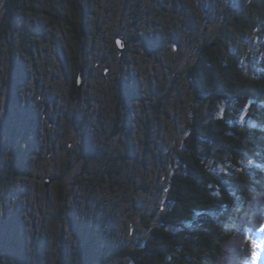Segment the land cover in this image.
<instances>
[{"label": "rangeland", "instance_id": "rangeland-1", "mask_svg": "<svg viewBox=\"0 0 264 264\" xmlns=\"http://www.w3.org/2000/svg\"><path fill=\"white\" fill-rule=\"evenodd\" d=\"M220 1L92 0L88 9L91 33L79 47L71 31H59L58 27L54 28L49 21L30 11L18 15V45L26 33H44L46 38L38 40L36 48H31L32 52L35 51V59L23 56L21 48L18 49L13 67L18 77L13 76V83L18 82L21 86L13 85L12 90L5 86L9 84L11 75L7 68L4 77L0 78V117L5 119L6 112L10 114L9 120L14 128L17 127V134L20 133L19 137H23L24 141L28 139L25 146L30 147L25 156L28 165L26 175L13 182L9 189L12 195L6 206L0 207V264H58L59 245L66 244L68 254L73 255L83 246V238L91 236L92 232L100 233V241L104 243L97 251L93 264H98L100 259L106 260L104 264H132L128 259L112 256L123 246L135 245L137 236H147L148 231L140 214H158L156 211L164 201V197L156 196L152 189L140 191L138 186L147 181L156 186L161 183L164 187V177L169 176L168 166L164 169L161 161L144 152V133L149 122L152 133L148 146L155 148L159 156L183 142L193 100L192 85L185 76V69L195 59L197 42L218 38L225 29V36L232 35L234 39L228 46L237 50L243 69L251 75L260 73L263 54L259 51L264 44V14L258 18L254 11L250 12L254 21L260 24H253L252 30L227 29L223 24L232 12L229 1H224L218 12L206 7L207 3L217 4ZM251 1L243 0V3ZM2 2L4 0H0ZM158 5L165 6L169 11L155 17ZM26 7L32 8L30 4ZM144 33L155 50L146 42L142 45L130 38L138 34L144 36ZM121 35L130 38L129 42L127 40V51L122 56L115 44L116 38ZM156 36L161 41L158 47L154 40ZM175 46L179 47L176 51ZM61 49L64 52L62 61L58 56ZM84 63L86 69H81L85 76L82 96L75 103L70 92L79 73L77 66ZM64 66L67 68L65 74L62 73ZM174 78H179L178 87L171 99L163 102V94L170 89ZM134 94L138 100L130 102L128 98ZM9 96L17 99L16 102L10 103ZM124 99H128L124 117L133 118L136 123L132 134L121 138L127 143L134 141L133 161L122 164L127 169V177L120 176L122 187L113 191L108 183L102 188L90 183L77 185L76 179L84 172L85 164V160L77 155L81 149L80 142L84 140L83 133L87 131L79 128L81 121L86 118L89 130L94 131L92 141L99 155L111 150V147H118L117 138L105 140L103 126L99 124L105 123L109 131L117 105ZM47 102L49 106L44 112L43 106ZM157 109L161 110L157 112ZM75 113L78 118L74 122ZM33 120H37L35 128L38 136L35 139L27 135L35 132L31 124ZM106 135L109 136V133ZM19 140L16 139V146ZM102 143H107L106 147ZM122 149L121 153L114 155L118 158L115 163L124 156L126 159V149ZM104 162L106 164L102 165L94 161L90 167L105 170L104 164L106 167L108 162ZM52 176H60L61 183L54 181L49 188H45V179ZM131 178L133 180L130 181ZM63 195L66 201L59 200ZM263 199L264 192L254 200L245 219V232L241 234L244 244L249 243L253 227L261 220L264 205L261 207L259 201ZM112 215L115 216L114 223L110 220ZM259 226L258 229L264 226V218ZM262 233L263 230L255 236L259 241L251 264H264ZM237 240L232 246L234 250L238 249ZM13 243L15 245L12 246Z\"/></svg>", "mask_w": 264, "mask_h": 264}, {"label": "trees", "instance_id": "trees-1", "mask_svg": "<svg viewBox=\"0 0 264 264\" xmlns=\"http://www.w3.org/2000/svg\"><path fill=\"white\" fill-rule=\"evenodd\" d=\"M91 1L4 0L0 3L2 4L0 78L4 77L6 68L11 71L9 84L5 85L9 90L13 89V85L21 86L18 82L13 83V76H16L13 67L16 65L18 49L21 48L20 53L23 56L35 59V51L32 50L36 48L38 40L42 41L46 38L44 33H26L22 37V43L18 45L16 43L18 15L30 11L35 16L39 15L49 21L54 28L58 27L59 31L61 29L65 32L71 31L79 47L88 40L91 33L88 10ZM224 1H229L232 11L229 18L224 21V28L243 31L252 30L253 24L260 26L259 22L254 21L252 13L254 11L258 18L264 14V0H252L245 5L243 0H222L217 4L207 3L206 7H212L218 12ZM29 4L31 9L26 7ZM157 7L161 9L154 11L155 17L161 16V13L168 10L165 6ZM205 9L208 11L207 8ZM222 32L218 38L197 42L195 59L185 69V76L192 85L193 100L190 106L189 127L183 142L174 145L159 156L155 148L148 146L152 133L148 122L147 132L144 133V152H149L153 158L158 159V162L161 161L164 169L168 166L169 176L164 177V187L161 183L156 186L146 181L138 186V190L152 189L156 196L164 197V201L156 211L158 214H140L143 226L148 231L147 236H137L134 239L135 245L121 247L112 257L128 259L132 264H251L252 262L256 243L259 241L255 236L262 230L264 232V226L258 229L264 218V211L261 212L260 222L253 227L249 243L242 242L241 234L245 232L243 228L246 227L245 219L249 215L251 205L264 192V44L259 51L263 54V62L259 65L260 73L251 75L240 65L241 60L237 50L228 46L229 42L234 40L232 35L225 36V29ZM143 35H133L130 38L132 41L138 40L142 45L146 42L147 46L154 47L155 50L147 34ZM121 36L130 41L129 36ZM154 40L157 42L156 46H160L161 41L157 36ZM175 47L176 50L179 48ZM63 55L61 49V52H58L61 61ZM123 58L126 59L125 56ZM77 68L80 73L82 68L86 69V64H80ZM66 69L64 66L63 74L66 73ZM79 73L74 78L70 92V97L75 103L82 96V89L80 90L77 85ZM178 83L179 78H174L170 89L163 94V102L171 99ZM123 89H126L125 86ZM120 92L123 93L121 89ZM8 99L10 103H15L17 100L12 96ZM128 99L130 102L138 100L136 94ZM128 99L120 101L117 105V113L111 120L109 131L105 128V123L99 124L103 126L105 140L118 139V147H111V150H106L104 154L99 155V150L95 149L92 141L95 134L94 131L89 130L90 125L86 122V118L81 121L79 128L87 131L83 133L84 140L80 142L81 149L77 155L82 161L85 160V164L84 172L76 179L77 185L90 183L102 188L108 183L113 191L122 187L123 181L120 176L127 177L125 176L127 169L122 164L132 162L134 154V141L129 140L127 143L121 140L125 138L124 135L128 137L127 134H132L136 123L135 119L124 117ZM47 103L49 106V102ZM160 110L157 109V112ZM4 118L0 117V207L6 206L8 198L12 195L9 189L13 182L19 176L26 175L28 165L25 156L30 152V147L25 146L29 140L24 141L23 137H19L17 127L14 128L13 122L9 120L10 114L6 112ZM77 118L78 114L75 113L73 121L75 122ZM36 123L37 120L31 123L35 132H29L27 134L29 138L35 139L38 136ZM107 132L109 136L106 135ZM17 138H20L18 146H16ZM106 145L107 143H102L103 147ZM122 148L126 149V159L124 156L119 160L117 163L121 165L118 166L119 164L115 163L118 158L114 155L121 153ZM94 161L95 164L107 161L106 167V163L104 164L106 169L101 170L98 167L93 170L90 166L94 165ZM47 178L55 183H61L60 176ZM65 197L63 195L59 200L66 201ZM259 202L263 207L264 199ZM64 214L65 211L62 212V215ZM110 217L111 222L114 223L115 216ZM62 220L64 221L65 218ZM100 237V233L93 232L91 236L84 237L83 246L73 255L68 254L66 244L59 245L58 264H93L97 251L104 245ZM236 239L239 241L238 249L234 250L232 246ZM104 263H106L105 259L98 260V264Z\"/></svg>", "mask_w": 264, "mask_h": 264}, {"label": "water", "instance_id": "water-1", "mask_svg": "<svg viewBox=\"0 0 264 264\" xmlns=\"http://www.w3.org/2000/svg\"><path fill=\"white\" fill-rule=\"evenodd\" d=\"M116 46L119 47V51L121 53V56L123 55V53L125 52L126 48H127V39L124 37H117L116 38V42H115ZM174 50H176V47L174 48ZM108 71V70H107ZM80 77H78V87L81 90L82 86H83V78H84V70L80 71ZM47 106L48 104L45 103L43 106V111L46 112L47 110ZM53 180L50 178H46L44 181V186L45 188H49L50 185L52 184Z\"/></svg>", "mask_w": 264, "mask_h": 264}, {"label": "flooded vegetation", "instance_id": "flooded-vegetation-1", "mask_svg": "<svg viewBox=\"0 0 264 264\" xmlns=\"http://www.w3.org/2000/svg\"><path fill=\"white\" fill-rule=\"evenodd\" d=\"M101 133V131H99ZM96 133V132H95ZM126 133V132H125ZM97 134V133H96ZM102 134V133H101Z\"/></svg>", "mask_w": 264, "mask_h": 264}, {"label": "bare ground", "instance_id": "bare-ground-1", "mask_svg": "<svg viewBox=\"0 0 264 264\" xmlns=\"http://www.w3.org/2000/svg\"><path fill=\"white\" fill-rule=\"evenodd\" d=\"M259 233V232H258Z\"/></svg>", "mask_w": 264, "mask_h": 264}]
</instances>
